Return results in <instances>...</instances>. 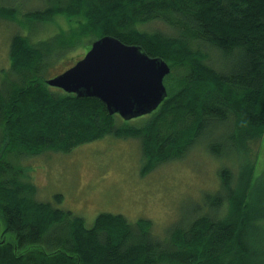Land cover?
<instances>
[{"label": "trees", "instance_id": "obj_1", "mask_svg": "<svg viewBox=\"0 0 264 264\" xmlns=\"http://www.w3.org/2000/svg\"><path fill=\"white\" fill-rule=\"evenodd\" d=\"M6 1L0 16L10 19L16 13ZM61 15L67 26L51 37L31 41L20 31L9 42V71L0 81V264H264V193L254 197L253 162L234 179L222 169L206 209L162 235L146 217L132 222L102 211L89 226L55 206L60 193L53 202L36 199L20 162L109 134L139 140L142 174L202 138L217 154L218 142L221 154L248 148L264 135V0H48L20 21L27 28ZM105 35L163 58L166 77L180 71L151 113L124 120L98 97L45 82L42 69L53 57L81 40L85 53ZM205 47L221 52L227 69L212 67ZM219 126L227 132L217 133Z\"/></svg>", "mask_w": 264, "mask_h": 264}, {"label": "rangeland", "instance_id": "obj_2", "mask_svg": "<svg viewBox=\"0 0 264 264\" xmlns=\"http://www.w3.org/2000/svg\"><path fill=\"white\" fill-rule=\"evenodd\" d=\"M6 3L16 15L10 19L0 16V81L4 71H9L8 49L14 34L21 31L35 41L49 38L67 26V20L61 15L22 27L20 20L24 19L25 13L47 7L48 0H7ZM153 26L165 28L160 22ZM84 45L85 41L81 40L62 55L53 57L42 69L45 77H53L74 65L77 58L83 56ZM204 51L212 67L227 69V58L216 48L205 47ZM179 72L173 70L171 76L164 78V84L171 91L176 83L173 77H179ZM227 129L219 126L214 130L224 134ZM250 140L248 148L241 151L229 149L224 154H221L223 144L218 142L217 154L209 149L203 138L198 139L181 157L158 163L143 174L145 159L141 155L139 140L112 134L79 144L67 153L46 151L24 156L20 162L26 166L37 187L36 199L53 202V196L60 193L62 201L54 203L55 206L82 216L89 226L102 211L120 213L132 222L146 217L153 221L154 231L162 235L173 223L191 220L206 209L205 197L214 195L221 187L222 169L234 179L241 168H250L253 162V194L257 200L263 195L264 135Z\"/></svg>", "mask_w": 264, "mask_h": 264}, {"label": "water", "instance_id": "obj_3", "mask_svg": "<svg viewBox=\"0 0 264 264\" xmlns=\"http://www.w3.org/2000/svg\"><path fill=\"white\" fill-rule=\"evenodd\" d=\"M83 57L45 79L51 86L80 96L98 97L107 111L124 120L149 114L167 95L164 78L171 69L138 45L105 35L96 38Z\"/></svg>", "mask_w": 264, "mask_h": 264}, {"label": "bare ground", "instance_id": "obj_4", "mask_svg": "<svg viewBox=\"0 0 264 264\" xmlns=\"http://www.w3.org/2000/svg\"><path fill=\"white\" fill-rule=\"evenodd\" d=\"M57 87V86H56ZM78 95V94H77ZM80 96V95H79Z\"/></svg>", "mask_w": 264, "mask_h": 264}]
</instances>
